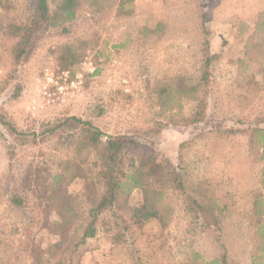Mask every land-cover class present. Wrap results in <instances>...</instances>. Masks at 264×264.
Instances as JSON below:
<instances>
[{"label":"rangeland","instance_id":"1","mask_svg":"<svg viewBox=\"0 0 264 264\" xmlns=\"http://www.w3.org/2000/svg\"><path fill=\"white\" fill-rule=\"evenodd\" d=\"M134 7L131 16L81 11L69 24L71 34L87 40L97 35L98 44L87 47L67 70L59 69L51 53L65 41L59 33L47 32L33 56L18 66L0 44V114L22 133L11 135L0 123V264H216L223 252L228 264H254L259 256L264 244L258 231L264 226V146L258 140L264 130V32L255 30V22L264 0H135ZM32 8V0H0L1 42L9 21L25 20ZM157 23L165 25L162 34L139 32ZM204 33L216 55L204 120L171 125L159 115L151 85L176 75L198 77ZM250 37L260 47L246 55ZM195 109V101H182L185 116ZM71 117L90 121L107 135L132 136L168 158L189 193L220 219L219 231L202 228L185 211L182 197L167 190L172 215L163 230L151 220L127 236L125 245L113 247L99 225L95 238L74 247L77 228L61 254L52 258L42 251L59 237L42 227L32 205L19 209L10 198L29 167L54 172L71 156L73 131L41 135ZM83 183L73 182L69 193L80 192ZM141 201L139 191L133 192L126 217Z\"/></svg>","mask_w":264,"mask_h":264},{"label":"trees","instance_id":"2","mask_svg":"<svg viewBox=\"0 0 264 264\" xmlns=\"http://www.w3.org/2000/svg\"><path fill=\"white\" fill-rule=\"evenodd\" d=\"M135 0H32V11L20 21H9L4 28L0 44L10 58L12 65L27 62L38 49L45 34L49 31L59 33L65 41L51 51L60 70L73 67L83 57L87 47H95L98 37L89 40L82 36L74 38L69 24L77 19L81 11L91 15L106 17L114 11L115 15L131 16L135 12ZM255 22L256 29L264 32V10ZM258 28V29H257ZM165 25L157 23L155 27H141L142 35H160ZM201 43L202 66L198 77L176 75L170 79L156 80L151 85L159 115L174 126L189 127L204 120L207 87L211 79L210 67L216 55L210 51L209 40L203 34ZM251 37L245 43V54H253L255 49ZM257 47V50L260 46ZM256 50V52H257ZM251 51V52H250ZM19 88L14 93L18 95ZM184 99L196 102L195 111L185 116L181 112ZM0 123L11 135H22L0 114ZM158 123V122H157ZM157 125V124H155ZM73 131L69 135L71 156L59 161L54 172L43 167H29L23 174L18 193L10 198V203L19 209L32 205L42 220V227L52 236L59 237L44 250L54 258L64 252L70 232L79 228L77 247L97 235L100 225L108 235L111 246L125 245L127 236H134L144 225L155 220L161 230L168 226L172 209L165 202V192H176L184 204V209L202 228L220 229V219L209 209L201 205L191 195L177 168L170 160L157 151L138 142L129 135H107L90 121L76 117L67 118L56 125L46 128L41 135H54L58 131ZM259 142L264 146V130L259 132ZM183 143L179 147L181 150ZM76 180H83L80 192L69 193L68 187ZM139 191L141 203L133 208L130 217L125 210L132 193ZM85 215L81 218L80 211ZM54 213L57 220L50 221ZM258 231L264 233V226ZM40 251V247L37 246ZM254 264H264V244ZM216 264H228L226 253H221ZM60 264V263H58Z\"/></svg>","mask_w":264,"mask_h":264}]
</instances>
